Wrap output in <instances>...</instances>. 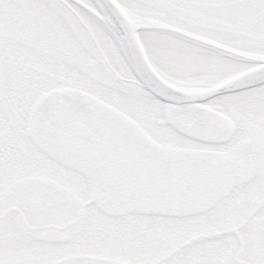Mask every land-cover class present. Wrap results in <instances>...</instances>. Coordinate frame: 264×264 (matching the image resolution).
I'll return each mask as SVG.
<instances>
[{
	"label": "snow or ice",
	"instance_id": "1",
	"mask_svg": "<svg viewBox=\"0 0 264 264\" xmlns=\"http://www.w3.org/2000/svg\"><path fill=\"white\" fill-rule=\"evenodd\" d=\"M0 264H264V0H0Z\"/></svg>",
	"mask_w": 264,
	"mask_h": 264
}]
</instances>
